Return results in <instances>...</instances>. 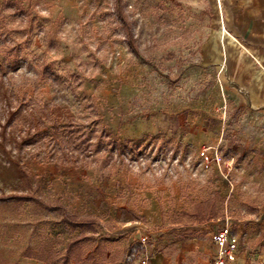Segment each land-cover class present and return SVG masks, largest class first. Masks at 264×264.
<instances>
[{
  "label": "rangeland",
  "instance_id": "obj_1",
  "mask_svg": "<svg viewBox=\"0 0 264 264\" xmlns=\"http://www.w3.org/2000/svg\"><path fill=\"white\" fill-rule=\"evenodd\" d=\"M19 1L25 17L4 8L23 48L11 90L0 79V264H62L80 233L67 213L95 219L83 264H123L134 243L149 254L194 237L216 243L227 218L243 248L264 252V123L236 104L234 67L205 53L215 0ZM42 61L75 89L41 81L35 91L32 65ZM94 118L131 140L133 154L75 164L15 140L21 129L63 131ZM66 264L80 263L71 253Z\"/></svg>",
  "mask_w": 264,
  "mask_h": 264
},
{
  "label": "crops",
  "instance_id": "obj_2",
  "mask_svg": "<svg viewBox=\"0 0 264 264\" xmlns=\"http://www.w3.org/2000/svg\"><path fill=\"white\" fill-rule=\"evenodd\" d=\"M215 2L217 33L210 35L205 44V53L217 52L225 66L234 67L233 94L236 104L247 107L252 120L255 119L254 123L263 124L264 0ZM211 36H215V43L211 42ZM235 52L240 55L232 61V53ZM217 251L218 245L214 241L194 237L154 251L150 254V264H212ZM233 264H264V252L250 253L241 246Z\"/></svg>",
  "mask_w": 264,
  "mask_h": 264
},
{
  "label": "trees",
  "instance_id": "obj_3",
  "mask_svg": "<svg viewBox=\"0 0 264 264\" xmlns=\"http://www.w3.org/2000/svg\"><path fill=\"white\" fill-rule=\"evenodd\" d=\"M11 7V14H19L25 17L28 13V9H25L19 0H3L0 3V52L3 54L0 60V79L2 75L6 76L7 90H11L14 81L11 75L16 70L22 60L21 49L22 41L20 37L12 35V29H9L5 22L7 15L4 13L5 7ZM17 30V29H13ZM31 65V63H29ZM32 67L36 70V76L30 81L36 91L40 88L41 81L50 82L56 86V91L60 90L63 86L68 85L70 88H74V82H68L67 78H64L59 73L53 71L52 66L45 61L36 62ZM75 89V88H74ZM91 104H87V107ZM13 113L10 112L9 117H12ZM90 116V115H89ZM99 119L94 118L90 124L78 122L76 125L72 124L67 130L58 131L50 128H38L31 131L29 129L19 130V135H16V139H20L22 143H34L39 148L38 154L42 159L47 160H61L69 161L75 164H79L85 161L87 158L95 159L97 156L106 155L105 163L116 162L117 159L122 157L123 159L127 155L133 154V148L130 147L131 140L122 142L119 139L111 137L110 129L102 127ZM13 125V124H12ZM14 127H17L15 125ZM21 133V134H20ZM26 134V135H24ZM27 136V137H26ZM19 140V141H20ZM15 200L25 201L32 200L30 196H19ZM210 201H204L197 204L196 213H200V208L207 205ZM67 223L72 227L80 228V233L74 235L66 245V253L61 259L62 264H66L70 259L72 253L76 262L83 264V242L87 240L86 231L95 230V219L82 218L76 214H66ZM104 245H96L92 251H90L86 259L95 260L94 254L100 251ZM26 257L34 258L49 262V260L55 261V259L49 256L34 255L31 251L26 254Z\"/></svg>",
  "mask_w": 264,
  "mask_h": 264
},
{
  "label": "built area",
  "instance_id": "obj_4",
  "mask_svg": "<svg viewBox=\"0 0 264 264\" xmlns=\"http://www.w3.org/2000/svg\"><path fill=\"white\" fill-rule=\"evenodd\" d=\"M218 251L212 264H233L241 247L240 236L234 232L229 218L213 234ZM150 264V254L143 243L132 244L124 257L123 264Z\"/></svg>",
  "mask_w": 264,
  "mask_h": 264
}]
</instances>
